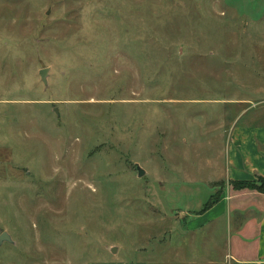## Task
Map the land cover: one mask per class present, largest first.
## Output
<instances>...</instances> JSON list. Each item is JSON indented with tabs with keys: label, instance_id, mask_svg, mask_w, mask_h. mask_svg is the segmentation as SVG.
Here are the masks:
<instances>
[{
	"label": "rangeland",
	"instance_id": "374dc122",
	"mask_svg": "<svg viewBox=\"0 0 264 264\" xmlns=\"http://www.w3.org/2000/svg\"><path fill=\"white\" fill-rule=\"evenodd\" d=\"M263 109L264 0H0V264H223L187 221Z\"/></svg>",
	"mask_w": 264,
	"mask_h": 264
},
{
	"label": "crops",
	"instance_id": "0c3cea01",
	"mask_svg": "<svg viewBox=\"0 0 264 264\" xmlns=\"http://www.w3.org/2000/svg\"><path fill=\"white\" fill-rule=\"evenodd\" d=\"M245 110L234 114L229 128L226 172L220 179L226 185L220 198L205 212L197 213L203 205L193 207L187 221V228L196 231L225 217L230 238L223 264H264V192L235 189L230 183L264 177V109L247 117Z\"/></svg>",
	"mask_w": 264,
	"mask_h": 264
},
{
	"label": "trees",
	"instance_id": "16d2710c",
	"mask_svg": "<svg viewBox=\"0 0 264 264\" xmlns=\"http://www.w3.org/2000/svg\"><path fill=\"white\" fill-rule=\"evenodd\" d=\"M231 185L235 189H256L261 192H264V177L259 176L257 180H232ZM221 192H216L213 194L210 199L203 205L202 209L199 210L197 213L205 212L206 210L213 207V205L216 203V201L220 198Z\"/></svg>",
	"mask_w": 264,
	"mask_h": 264
},
{
	"label": "water",
	"instance_id": "95a60500",
	"mask_svg": "<svg viewBox=\"0 0 264 264\" xmlns=\"http://www.w3.org/2000/svg\"><path fill=\"white\" fill-rule=\"evenodd\" d=\"M47 73H48V69L47 68H44L42 70H40V75L42 77V80L44 82L47 81ZM57 111V110H56ZM138 171H139V176L143 175L144 174V170L138 166ZM4 240H11V237L9 236V234L7 232H3L1 235H0V242L4 241ZM112 251H116V247L112 248Z\"/></svg>",
	"mask_w": 264,
	"mask_h": 264
}]
</instances>
